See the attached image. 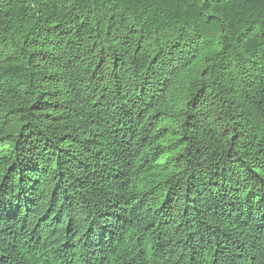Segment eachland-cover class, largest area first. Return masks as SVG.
Listing matches in <instances>:
<instances>
[{"label": "trees", "instance_id": "trees-1", "mask_svg": "<svg viewBox=\"0 0 264 264\" xmlns=\"http://www.w3.org/2000/svg\"><path fill=\"white\" fill-rule=\"evenodd\" d=\"M0 264H264V0H0Z\"/></svg>", "mask_w": 264, "mask_h": 264}]
</instances>
